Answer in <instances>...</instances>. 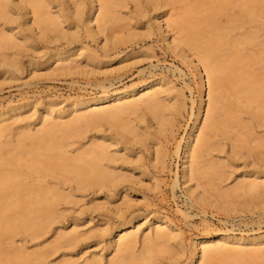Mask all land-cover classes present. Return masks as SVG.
<instances>
[{
  "label": "bare ground",
  "instance_id": "1",
  "mask_svg": "<svg viewBox=\"0 0 264 264\" xmlns=\"http://www.w3.org/2000/svg\"><path fill=\"white\" fill-rule=\"evenodd\" d=\"M130 1L143 10V16L155 13L164 42L193 65L200 79L194 126L175 151L189 185L188 195L225 209L233 199L242 197L260 206L264 202V165L225 189L228 165L210 154L236 128L238 140L251 138L257 143L248 147L250 157L259 151L264 155L263 138L243 117L252 114L264 127V22L259 19L264 18V0H0L1 73L14 79L22 71L20 55L24 44L31 41L28 31L44 41L66 40L68 45L49 50L41 59H29L32 77L87 73L82 61L102 60L81 43L84 32L94 40L103 35V47L117 52L138 36L123 33L125 22L134 18L124 13ZM182 1V13H173V5ZM145 25L147 36L155 35V27ZM33 42L32 47L38 49ZM135 53L131 50L125 56ZM129 64L104 73L120 72ZM41 67L48 69L43 75L38 71ZM112 86L100 83L101 94L73 97L58 109H53L57 100H48L44 110L31 117L23 116L28 102H9L0 108V245L16 242L20 235L32 240L50 233L55 236L36 250L20 246L1 251L0 264H50L49 257L62 248L70 249L55 264H264V233L244 236L221 230L196 236L188 253L181 229L170 218L145 215L143 222L139 215L129 218L127 212L133 204L128 199L109 210L122 219L116 226L105 223L97 232L86 234L80 231L83 218L75 219L70 227L64 225L61 206L73 202L78 191L96 194L107 190L113 197L129 196L128 184L137 178L133 172L151 176L141 165V154L131 159L128 154L120 155L122 150L134 152L142 144L150 150L156 167L168 166L169 154L161 149L160 139L175 129L177 103L171 96L172 82L155 78L124 89L111 90ZM35 117L36 123L31 121ZM37 122L40 126L33 129ZM93 130L94 134L87 135ZM232 149L237 152L239 146L232 145ZM178 185L179 176L174 188ZM95 220L87 219L90 223ZM108 237L103 250L112 254L109 258L105 254L88 257L87 252L75 257L73 248L83 240L93 238L101 243ZM169 252L173 253L167 259L163 255Z\"/></svg>",
  "mask_w": 264,
  "mask_h": 264
},
{
  "label": "rangeland",
  "instance_id": "2",
  "mask_svg": "<svg viewBox=\"0 0 264 264\" xmlns=\"http://www.w3.org/2000/svg\"><path fill=\"white\" fill-rule=\"evenodd\" d=\"M183 4V1L176 3V5L174 4V8L171 7L174 10L173 13H182ZM149 5V9H153V6ZM167 9L170 12L172 11L170 7H167ZM142 11V9L135 7L133 1H130L128 7L124 9V13L127 16H133L134 18L125 22L127 25L124 24L126 26L124 29H126L125 31L122 30L123 33L136 32L138 36L132 42L123 45V49L120 52L104 48L105 40L103 35L98 40H94L87 33H83L81 43L96 51L102 60L101 63L82 61L83 69L87 73H77L62 77L46 75L32 77L33 70L29 59H41L49 50H54L57 47L65 48L68 45L66 40H59L57 43L48 42L46 39L44 41L36 37L31 31H28L31 41L24 44L25 48L20 55L22 71L17 73L14 79H7L8 74L4 75L0 71V108L6 107L9 102L13 104L28 102L26 113L23 115L25 117H31L34 112L43 111L44 105L48 100H57L53 109H58L73 97L99 95L102 91L97 85L100 83H105L107 87L112 84L111 90H118L155 78H165L171 81L175 87L171 95L174 97L173 101L175 100L177 103L173 110L175 129L172 133L169 132L160 139L161 149L167 150L169 154L168 166L166 168L160 165L156 167L150 150L142 144L136 145V151L134 152L122 150L120 155L128 154L131 159H135L137 155L141 154L144 160L141 165L149 169L151 176H142L137 174V171L133 172L137 178L128 184L131 188L129 196L122 193L113 197L109 195L107 190L96 194L92 191H78V194L73 198V202L64 203L61 206L64 216L60 220L64 222L66 227H70L75 219L83 218L80 220V231L86 234L97 232L105 223H111L113 226L121 223L122 219L118 217V214H114L109 210H114L116 207L121 206L124 199H128L133 204V207L127 212L129 218L132 215H139L141 222H143L145 215H160L170 218L181 229L188 253H190L192 239L196 236L214 234L221 230L233 231L238 235L244 236L263 234L264 202L257 207L255 203H247L243 197L240 199L235 198L233 201L236 205L233 202V204L228 205L229 209H225L224 207H216L196 201L188 195L187 186L189 185L185 184V180L182 177V162L176 156L175 151L182 138L194 126L196 120L194 114L197 113L200 104V79L193 65L177 56L164 42L163 37L157 31L154 21L155 13L152 12L143 16ZM261 17H264L263 14ZM259 19L260 22H264L262 21L264 18ZM145 23L155 27V35L147 36ZM33 41H35L38 49L32 47L31 42ZM81 43L75 45L79 46ZM258 49H261V47H257L256 50ZM131 50L136 53L125 56ZM111 59L114 60L108 62ZM126 63H130L129 66L120 72L104 73L108 68H114ZM38 71L43 75L48 69L41 67ZM187 84L189 85L188 88L186 87ZM251 116L252 114L245 113L243 116L244 121L251 122L254 133L261 136L264 140V127H260L258 120ZM35 120L36 117L31 121ZM34 124L32 125L33 129L40 126L41 123L37 122L36 126ZM94 133L95 130L88 132L87 135ZM237 136L238 130L234 128L230 139H223L225 140L222 141L224 145L218 149L215 147L210 154L211 156L213 154L216 158L224 159L228 165V180L226 179L223 182L225 189L235 186L239 180L244 178V175L252 173L259 169L258 167L262 168L264 165V155L261 151L257 152L253 158L252 156L250 157L247 150L249 146H255L257 143L251 138L245 142L240 141ZM149 140L148 147L151 146L152 150V145L154 146V144L151 139ZM240 143L245 146L242 147ZM232 145L239 146V150L237 152L234 151ZM221 148L222 151H220ZM113 149L115 150L117 147ZM255 162L257 163L256 165L254 164ZM177 176H179V185L174 188ZM67 184L71 185V183ZM94 206H99V210H96ZM103 207L106 208L103 209ZM89 217H93L96 220L90 223L87 221ZM54 238L55 236L51 233L36 240H32L27 235H20L16 238V242L10 240L0 245V252H10V249L20 246L29 250H36L54 241ZM110 239L108 237L101 243H98L93 238L83 240L78 246L73 248L76 254L75 257L87 252L88 257H91L89 255L105 254L109 258L112 254L103 249ZM68 249L70 248H62L59 252L52 254L49 257L50 264H55L62 260L65 257L63 253ZM172 253L169 252L163 256L168 259ZM165 261L168 262L167 260Z\"/></svg>",
  "mask_w": 264,
  "mask_h": 264
}]
</instances>
